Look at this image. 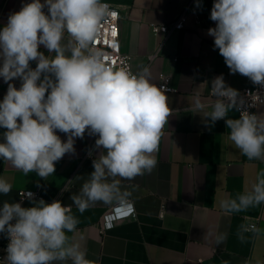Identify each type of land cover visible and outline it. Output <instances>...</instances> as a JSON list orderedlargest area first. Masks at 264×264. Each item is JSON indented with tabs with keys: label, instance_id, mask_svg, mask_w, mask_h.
I'll use <instances>...</instances> for the list:
<instances>
[{
	"label": "clouds",
	"instance_id": "obj_1",
	"mask_svg": "<svg viewBox=\"0 0 264 264\" xmlns=\"http://www.w3.org/2000/svg\"><path fill=\"white\" fill-rule=\"evenodd\" d=\"M196 6H201L199 0ZM115 15L104 0H31L0 29V77L8 83L0 101V128L5 129L0 159L25 176L35 172L47 179L57 161L75 152L74 138H83L86 131L97 136L95 148L100 151L94 170L71 196L81 214L98 202L121 209L118 216L134 213L132 191L121 181L155 168L154 154L173 115L165 94L169 89L153 82L149 66L134 72L126 61L110 60L98 46L102 27ZM210 19L216 26L208 35L230 72L264 86V0H214ZM14 79L21 81L19 88L9 83ZM248 96L249 107L264 104L259 94ZM211 97L196 94L187 111L203 113L206 123L207 118L211 124L224 119L228 138L241 154L249 161H264V113L242 110L245 101L225 84L223 75L211 81ZM233 109L240 112L238 118H229ZM58 131L67 135L66 141ZM11 190L12 184L0 178V194ZM21 196L33 206L4 201L0 207V233L9 241L0 264H99L86 258L81 244L67 235L80 223L73 205L36 201L32 192ZM261 205L264 170L249 190L220 201L228 215ZM113 226L108 217L105 227ZM246 233L259 236L261 229L241 224L236 233L241 243L247 242ZM214 239L219 246L226 234L217 233Z\"/></svg>",
	"mask_w": 264,
	"mask_h": 264
},
{
	"label": "crops",
	"instance_id": "obj_2",
	"mask_svg": "<svg viewBox=\"0 0 264 264\" xmlns=\"http://www.w3.org/2000/svg\"><path fill=\"white\" fill-rule=\"evenodd\" d=\"M30 2L0 0V29L11 13ZM104 2L120 10V46L130 55L133 70L149 66L154 83L158 85L161 75H169L171 86L177 89L165 93L173 115L164 127L159 151L154 154L155 168L132 181H121L124 188L132 191L134 216L101 231L98 222L109 205L98 202L83 214L73 205L71 196L79 193L89 178L94 170L93 160L100 151L94 145L92 155L87 156L91 140L87 131L83 138H74L75 152L66 153L57 161L55 172L47 179L35 172L25 176L0 159V178L12 184L8 195L0 194V207L4 201L18 203L20 191L26 190L39 193V198L34 197L36 201L59 200L64 206L73 205L72 211L80 223L75 233L67 235L81 244L86 258L99 264H264V205L232 215L220 208L222 199L235 198L251 188L257 174L264 170V161H249L241 154L228 138L224 119L211 124L207 118L206 123L203 113L187 111L196 94L211 100V81L215 77L223 75L225 84L237 91L247 81V77L230 72L214 47V37L208 35V29L216 26L210 19L214 0H199L200 7L195 0L199 21L194 13H189L184 28L171 32L149 63L146 58L159 40L150 25L176 18L187 0ZM40 50L52 55L43 46ZM35 66L32 62L31 67ZM9 83L19 88L21 81L14 79ZM7 88L8 83L0 77V101ZM260 113H264V105L257 108V114ZM229 118H238L235 109L229 112ZM4 131L0 128V142ZM57 135L67 140L66 134L58 131ZM66 186L68 191L64 190ZM19 203L22 207L33 206L26 198ZM241 224H256L261 234L246 233L249 238L241 243L236 234ZM221 232L226 239L217 246L214 236ZM5 236L0 233V244Z\"/></svg>",
	"mask_w": 264,
	"mask_h": 264
},
{
	"label": "built area",
	"instance_id": "obj_3",
	"mask_svg": "<svg viewBox=\"0 0 264 264\" xmlns=\"http://www.w3.org/2000/svg\"><path fill=\"white\" fill-rule=\"evenodd\" d=\"M194 3H195V0H187V3L185 5L184 9L181 11V13L176 18L171 19L167 23L151 24L150 25V29H151L152 34L156 37L159 36V40L156 44L154 51H152L148 55V57L146 58L147 63H149L153 58H155L158 55V53L161 50L162 45L164 44V42L166 41L167 37L169 36V34L171 32L178 31V30H181L184 28L185 19L189 13H194L196 21L197 22L199 21L197 15H196V11L194 10ZM110 7L115 11L116 15L114 17H112L110 20H108L106 22V24L102 27V30H101L102 38L98 41V46L105 50V52L109 56L110 60L117 61V62L122 61V60L126 61V63H128V65L131 67L132 71H134L132 66H131V62H130V55H128L127 53H124L121 49V46H120L119 29H118L120 10L116 7H113V6H110ZM161 85H166V87L169 89V91H167V92L177 91L176 88L171 86L169 75H165V74L161 75V80L158 83V86H161ZM238 92L240 93V96L245 101V103L242 107V110L246 109L251 113L257 114V108L261 105H264V104H257L255 107H249V105L252 103V100H251V97L248 96V93L259 94L261 96V99H264V86L253 84V82L247 77L246 85ZM210 99H212L211 96H210ZM236 112H237L238 117H239L240 112L237 110H236ZM90 138H91V140H90L87 156L92 151V149L95 145V140L98 137L90 135ZM23 192L24 193L32 192L34 194L35 198L40 197L39 193L37 191H34V190L20 191L19 202H21L23 199H25L21 196V194ZM121 211L122 210L118 209V208L113 210V208L111 206H109L103 212L102 216L100 217V220L98 222L99 229L101 231L108 229L105 227V224L108 221V217H112L113 223L115 224L118 221H121V220H124V219H127V218L134 216V213L124 215V216H118V214ZM8 243H9V241H8L7 237L5 236L4 239L2 240L1 244H0V262H2L7 255L6 248H7Z\"/></svg>",
	"mask_w": 264,
	"mask_h": 264
}]
</instances>
